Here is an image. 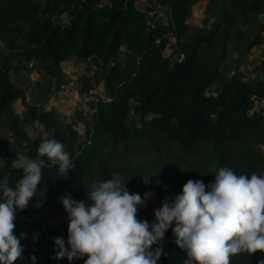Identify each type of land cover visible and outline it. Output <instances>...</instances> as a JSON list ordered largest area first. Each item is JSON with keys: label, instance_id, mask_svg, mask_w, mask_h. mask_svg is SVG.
<instances>
[{"label": "trees", "instance_id": "1", "mask_svg": "<svg viewBox=\"0 0 264 264\" xmlns=\"http://www.w3.org/2000/svg\"><path fill=\"white\" fill-rule=\"evenodd\" d=\"M198 1L147 0V11L162 8L157 19L139 9V0H0V46L10 52L0 50V133L11 135L10 142L0 136V154L17 148L44 161L35 197L17 212V237L22 220L43 210L48 198L79 200V193L87 202L93 181L117 173L128 179L130 193L154 190L157 209L189 179L213 182L220 167L264 175V104L254 109L264 101V57L253 75L240 70L244 56L264 44V0H205V26L192 27L187 20ZM70 59L99 65L77 76L75 91L86 94L101 81L104 93L88 101L89 117L78 120L82 132L26 97L27 72L46 65L48 82L64 85L61 64ZM17 100L22 116L14 111ZM32 121L48 135H27L24 124ZM45 139L64 144L74 164L67 178L38 155ZM11 163L0 162V180L8 174L14 186L21 172ZM137 208V219L150 216L149 206ZM174 239L170 227L153 246L163 249L157 264H184L186 253ZM20 243L23 258L15 264H31L33 255L35 264L86 259H54L57 249L41 233ZM261 261L262 252L230 258V264Z\"/></svg>", "mask_w": 264, "mask_h": 264}, {"label": "clouds", "instance_id": "2", "mask_svg": "<svg viewBox=\"0 0 264 264\" xmlns=\"http://www.w3.org/2000/svg\"><path fill=\"white\" fill-rule=\"evenodd\" d=\"M37 151L58 164L61 177L67 178L74 164L63 143L45 139ZM43 163L16 154L11 167L20 170L21 177L14 186H10L8 174L0 180V264H15L23 258L20 241L26 234L15 235V220L17 212L35 197ZM126 181L118 173L111 179L93 181L87 202L61 198L68 221L67 241L54 238V259L86 257L84 264H157L163 249L153 246L170 227L174 244L186 253L184 264H230L232 256L243 252L264 253V175H238L229 167H220L207 185L189 179L180 194L165 197L151 224L137 219V206H144L151 193L142 199L128 191ZM35 260L34 255L29 257L31 264Z\"/></svg>", "mask_w": 264, "mask_h": 264}, {"label": "rangeland", "instance_id": "3", "mask_svg": "<svg viewBox=\"0 0 264 264\" xmlns=\"http://www.w3.org/2000/svg\"><path fill=\"white\" fill-rule=\"evenodd\" d=\"M149 7L147 0H139V9L145 11L146 15L152 16L157 19L162 18V8H156L151 11H147ZM205 15V0L198 1L191 7V13L188 18V22L192 27H204L202 18ZM64 20V18H62ZM172 48V40H169L167 46L164 49V53L168 55ZM0 50L3 53L9 54L2 46ZM264 57V44L250 52L247 56H244V61L240 67L241 72L247 75H253L259 60ZM61 69L64 73V79L68 81L67 84L56 86L52 81L48 82L46 75L47 66L44 65L40 71L31 70L26 73L24 78L25 84L28 85L26 97L28 101L35 103L39 108H45L47 110L53 109L57 112L59 119L69 122L72 127H76L79 132L83 131V125L78 120L81 118L87 119L90 114V108H88V101L95 100L96 97H103V89L101 81L86 94H78L75 89V85L78 84L77 76L84 72V74L96 73L99 71V65L95 60L86 64H78L74 59H70L61 64ZM78 87V85H77ZM32 88L37 92H32ZM264 101L256 102L254 109L261 110ZM17 108H20V102L16 104ZM90 109V110H89ZM19 110V109H18ZM23 115V110L20 116ZM264 115V114H263ZM85 119V120H86ZM27 135L39 137L48 135L43 133L42 126L34 121L24 124ZM39 133V134H37ZM0 136L4 138V141L10 142L11 135L5 131L0 133ZM264 147V146H263ZM16 154H19L17 148L15 151H6V153L0 154V162L2 159L14 160ZM15 157V158H14ZM145 193H151V195L145 200L144 206L150 207V216L148 218H142L141 220H147L150 224L154 221V211L158 208L155 199L154 190L149 189ZM145 193L141 195L142 199ZM79 200H84L82 195L78 193ZM60 198L50 197L46 201L44 209L38 213L32 212L29 216L24 218L20 224V230L18 237L21 233H25L26 236L22 239V242H29L35 240L39 233L50 239L52 242L55 237H61L67 241V214L63 209V205L60 202ZM67 246V245H66Z\"/></svg>", "mask_w": 264, "mask_h": 264}, {"label": "crops", "instance_id": "4", "mask_svg": "<svg viewBox=\"0 0 264 264\" xmlns=\"http://www.w3.org/2000/svg\"><path fill=\"white\" fill-rule=\"evenodd\" d=\"M36 92L33 88H32V92ZM37 93V92H36ZM18 102H20L19 100H17V101H15V103H14V111L17 113V114H20L21 113V110H22V107H20V108H17L16 107V104L18 103ZM21 105V104H20ZM19 109V110H18Z\"/></svg>", "mask_w": 264, "mask_h": 264}]
</instances>
